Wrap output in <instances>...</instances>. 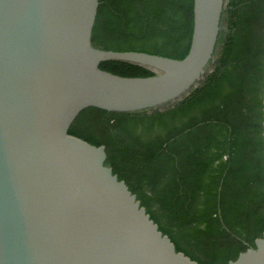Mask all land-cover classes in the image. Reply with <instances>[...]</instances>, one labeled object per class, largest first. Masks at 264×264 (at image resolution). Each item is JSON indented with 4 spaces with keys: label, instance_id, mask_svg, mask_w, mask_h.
I'll list each match as a JSON object with an SVG mask.
<instances>
[{
    "label": "water",
    "instance_id": "95a60500",
    "mask_svg": "<svg viewBox=\"0 0 264 264\" xmlns=\"http://www.w3.org/2000/svg\"><path fill=\"white\" fill-rule=\"evenodd\" d=\"M224 0H193L187 55L91 45L98 0H0V264H198L177 252L105 166L68 134L81 111L133 113L179 101L211 63ZM139 65L145 78L100 70ZM264 141V82L262 92ZM228 264H264V233Z\"/></svg>",
    "mask_w": 264,
    "mask_h": 264
},
{
    "label": "trees",
    "instance_id": "16d2710c",
    "mask_svg": "<svg viewBox=\"0 0 264 264\" xmlns=\"http://www.w3.org/2000/svg\"><path fill=\"white\" fill-rule=\"evenodd\" d=\"M193 0H98L91 45L183 59ZM213 59L195 87L165 107L87 108L68 134L104 146L105 166L150 219L198 264H228L264 233V0H228ZM127 78L156 72L108 60Z\"/></svg>",
    "mask_w": 264,
    "mask_h": 264
},
{
    "label": "rangeland",
    "instance_id": "374dc122",
    "mask_svg": "<svg viewBox=\"0 0 264 264\" xmlns=\"http://www.w3.org/2000/svg\"><path fill=\"white\" fill-rule=\"evenodd\" d=\"M227 2H228V0H224L223 9L225 8ZM225 26H226V24H225V20L222 18V20H221L220 31H224V30H225Z\"/></svg>",
    "mask_w": 264,
    "mask_h": 264
}]
</instances>
